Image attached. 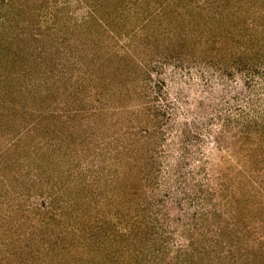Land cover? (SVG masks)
<instances>
[{"label":"rangeland","instance_id":"obj_1","mask_svg":"<svg viewBox=\"0 0 264 264\" xmlns=\"http://www.w3.org/2000/svg\"><path fill=\"white\" fill-rule=\"evenodd\" d=\"M0 264H264V0H0Z\"/></svg>","mask_w":264,"mask_h":264}]
</instances>
